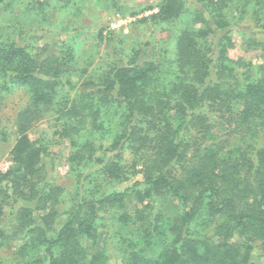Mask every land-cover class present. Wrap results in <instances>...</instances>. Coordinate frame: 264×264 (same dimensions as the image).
Segmentation results:
<instances>
[{
  "label": "trees",
  "instance_id": "trees-1",
  "mask_svg": "<svg viewBox=\"0 0 264 264\" xmlns=\"http://www.w3.org/2000/svg\"><path fill=\"white\" fill-rule=\"evenodd\" d=\"M26 1L38 10L50 2ZM195 5L201 27L170 29L164 45L116 44L107 59L82 68L76 83L73 46L35 49L34 37L0 42V97L13 85L31 94L17 120L11 167L0 170V249L13 254L10 264H110L112 249L120 264H259L264 76H239L252 63L230 52L234 27L252 5V34L264 30V0ZM157 10L140 22L171 26L186 12L181 0H161ZM97 37L107 41L103 31ZM117 108L110 146L97 149L82 132L103 133L104 115ZM207 113L226 121L230 138H245L225 149ZM47 114L70 145L75 185L66 202L63 185L46 186L56 154L27 134ZM6 207L10 227L1 219Z\"/></svg>",
  "mask_w": 264,
  "mask_h": 264
},
{
  "label": "rangeland",
  "instance_id": "rangeland-1",
  "mask_svg": "<svg viewBox=\"0 0 264 264\" xmlns=\"http://www.w3.org/2000/svg\"><path fill=\"white\" fill-rule=\"evenodd\" d=\"M181 1L185 5L186 12L180 20L176 21L175 25L170 26L166 23L140 22L143 18L158 12L157 6L161 0H50L48 5L43 7V10H38L36 6L29 5L26 0H8L0 5V42L14 39L21 43L28 37L30 40L34 37L31 41L35 42V49L49 44L50 49L56 50L59 47L58 51L64 52V49L73 46L74 65L77 74L70 79L76 83L82 68H85L88 63L95 66L100 60L107 59L108 53L115 50L116 44L120 49L125 48L126 50L133 45H144L150 41L160 42V45H164L170 40L171 33L166 32L170 29L180 31L201 27L194 24L196 0ZM149 7L153 10L141 12V10ZM254 9L253 5L249 7L236 23L237 26L234 27L232 35L235 48L230 52L231 58L236 60L244 58L252 63L251 68L238 71L239 76L245 74L250 79H258L264 76V30H260L261 32L258 34H252V28L255 26L252 18ZM234 12L236 16H239L236 10ZM133 13H137V16H132ZM101 31L107 38V41L102 43L98 41L97 37ZM109 39L111 42L108 41ZM2 83L3 79L0 77V90L3 86ZM65 91L72 92L74 90L67 85ZM30 100L31 94L28 88L13 85L8 91L1 92L0 170L3 172H7L11 167L10 152L18 138L17 120L20 112L26 108ZM204 109L203 111H205ZM120 112L121 109L117 108L104 115L103 133L96 132L89 135L88 132H82V136H89L97 149L100 146L108 148L111 132L115 130ZM207 114L208 119L214 124L212 131L213 136L216 137V142L224 145L225 149H230L231 146L242 142L241 140L245 138L239 134H234L230 138L228 126H225L226 121H222V118L214 113ZM60 129L54 115L47 114L35 123L27 134L34 141L43 140L50 152L56 154L54 161L47 168L46 186L49 188V186L57 183L63 185L66 189L63 200L66 202L75 185V173L71 171V164L68 161L70 145L68 142L60 141L58 134H56ZM229 139L231 140L228 141ZM260 140L264 142V136ZM123 187H125L124 184L120 186V188ZM4 213L1 218L2 222L5 223L6 227H10L11 209L6 207ZM106 231V228L101 227L102 241L99 247L105 246L103 239L107 236ZM109 253L113 254L110 264L121 263L113 249ZM253 255L257 263L264 264V255L261 252H256ZM11 259L13 260L11 252L6 248L0 249V264H10Z\"/></svg>",
  "mask_w": 264,
  "mask_h": 264
}]
</instances>
